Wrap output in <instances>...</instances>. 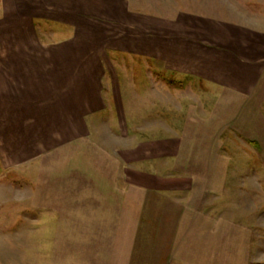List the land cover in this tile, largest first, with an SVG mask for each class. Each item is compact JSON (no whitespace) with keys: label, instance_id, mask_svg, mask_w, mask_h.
Wrapping results in <instances>:
<instances>
[{"label":"rangeland","instance_id":"rangeland-1","mask_svg":"<svg viewBox=\"0 0 264 264\" xmlns=\"http://www.w3.org/2000/svg\"><path fill=\"white\" fill-rule=\"evenodd\" d=\"M230 9L237 31L205 40L210 57L185 49L195 24L88 46L0 0L2 50L75 52L91 74L63 98L93 99L94 80L103 102L62 135L30 97H0V264H264V56L248 34L263 7Z\"/></svg>","mask_w":264,"mask_h":264},{"label":"crops","instance_id":"crops-1","mask_svg":"<svg viewBox=\"0 0 264 264\" xmlns=\"http://www.w3.org/2000/svg\"><path fill=\"white\" fill-rule=\"evenodd\" d=\"M10 1L21 15L54 22L58 25L55 29L63 33L60 38L79 40L88 46L92 44L109 48L111 42L107 40L118 39L121 40V46L127 43V47H132V42L136 43L138 30L140 31L138 37L144 38L145 22L168 23L167 35L177 34L174 31L177 23L195 24L194 29L188 27L189 30L195 31H183L184 40H190L192 43L187 44L188 48L185 49L189 51V55H210V57L218 55L216 54L217 48L208 46L205 40L215 39V43L226 46L231 43L234 31H237L235 30L236 23L239 20L225 17L224 8H232L230 11L233 12L234 8L259 6L263 7L262 19L258 20L261 26L248 28L250 31L248 34L256 42L257 47H260L259 52L264 56V0ZM161 6H180L184 9L178 10L173 7L167 14L160 12ZM208 31L211 33H207ZM65 33L66 35H64ZM159 35L158 29L153 35H149L151 40L156 38L155 50L151 49L147 52H150L151 56L159 57ZM172 37L174 38L172 41H174L177 35H172ZM220 38H224L227 43L217 41ZM167 39L169 38L167 37ZM195 39H200V41ZM193 46L198 49H194ZM59 48V46H55V48L44 46L37 52L31 42L17 44L11 50L0 48V97L10 94L7 101H11V103L18 101L25 103L30 97L31 101L35 103L34 109L38 112L36 118L41 120L35 125L44 126L42 130L46 133L50 132L48 131L50 128L48 125H50L54 131L63 135V132L72 130L73 120L78 122L77 118L103 108V102L99 88L98 90L93 89L96 86L94 80L90 86L86 87V90H90L89 94L92 95L93 92V99L86 98L75 102L63 98L65 93H71L74 89L72 81L80 74L88 76L91 74L90 69L92 68H88V64L78 66L77 63L80 59L75 52L62 53ZM168 50L170 54L171 51ZM136 51L141 52L140 50ZM90 57L92 60V56ZM85 62L88 63L87 60ZM4 86L8 88V91L5 92ZM42 100L55 101V103H42L40 106L38 102ZM63 124H66L67 128Z\"/></svg>","mask_w":264,"mask_h":264}]
</instances>
